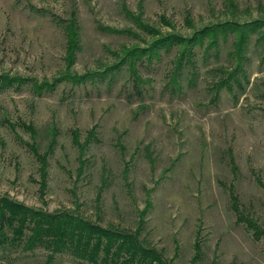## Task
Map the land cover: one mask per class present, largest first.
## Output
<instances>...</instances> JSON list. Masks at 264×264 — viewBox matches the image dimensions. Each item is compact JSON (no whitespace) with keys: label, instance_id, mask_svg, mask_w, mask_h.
I'll use <instances>...</instances> for the list:
<instances>
[{"label":"rangeland","instance_id":"1","mask_svg":"<svg viewBox=\"0 0 264 264\" xmlns=\"http://www.w3.org/2000/svg\"><path fill=\"white\" fill-rule=\"evenodd\" d=\"M239 21L264 19V0H234ZM226 0H0V76L49 83L62 74L86 75L78 85L57 82L41 95L32 82L0 89V196L52 212L78 209L106 226L133 229L150 206L141 236L173 264H264V237L253 239L236 209L264 228V48L248 46L249 84L233 97L209 86L227 66L231 39L218 57L196 49L195 78L172 88L173 53L137 65L138 89L127 69L104 75L113 53L147 47L155 35L127 16H140L160 33L188 36L232 18ZM79 34L74 62L65 23ZM191 23L192 27L189 26ZM129 29L136 36L100 29ZM27 127L33 129L31 132ZM76 141L79 146L75 144ZM49 144L52 146L48 148ZM45 157V185L40 190ZM80 162L82 163L80 165ZM99 193V200L96 197ZM45 252L0 251V264H44ZM52 264H76L67 255Z\"/></svg>","mask_w":264,"mask_h":264},{"label":"trees","instance_id":"2","mask_svg":"<svg viewBox=\"0 0 264 264\" xmlns=\"http://www.w3.org/2000/svg\"><path fill=\"white\" fill-rule=\"evenodd\" d=\"M226 9L232 18L203 25L194 29L190 35L182 36L177 33H160L153 27L143 23L140 16L128 17L143 32L155 35L147 47H123L120 52L113 53L117 60L104 71V75L118 72L127 66L135 88L139 91V75L137 65L142 61L160 59L162 54L173 53L170 83L172 88L179 87V80L184 74L189 79L195 78L196 49L202 50L203 59L218 57L220 43L231 39L227 51V66H220L215 74V79L209 86L212 94L210 100L216 101L222 90L235 97L243 93L249 84L248 78V46L252 38L256 46L264 48V19H251L249 21L236 20L233 15L236 11L234 0H226ZM66 51L70 56L67 67L74 62V54L79 50V34L75 22L69 20L65 23ZM189 26L192 27L191 23ZM101 30L128 36H136L129 29L115 30L109 27H100ZM86 75L62 74L52 84L19 79L17 77L2 78L0 76V89L25 82H32L31 90L41 95L45 90H50L57 82L68 81L78 85L86 79ZM260 96L264 99V89ZM31 132L33 129L27 127ZM74 141V140H73ZM77 146L79 144L74 141ZM52 145L49 144L48 148ZM32 153L41 162L40 190L44 189L46 178L45 157L47 153L39 155L37 147L29 145ZM81 150L82 147L79 146ZM82 163L80 162V165ZM99 200V193L96 197ZM233 208L237 212V221L243 223L245 229L251 232L253 239L264 237V228L260 227L247 215L237 211L236 200L233 199ZM150 206V201H145V207L137 211V219L133 229L124 228L114 224L102 226L86 218L78 209H56L52 212L44 211L10 198L0 196V251L3 254L32 253L37 249L45 252L44 264H52L56 256L67 255L76 264H173L172 259H167L164 254L150 245L141 236L145 227V215ZM193 256L191 264L202 260L201 242L195 239L193 243ZM211 264H216L212 262Z\"/></svg>","mask_w":264,"mask_h":264}]
</instances>
